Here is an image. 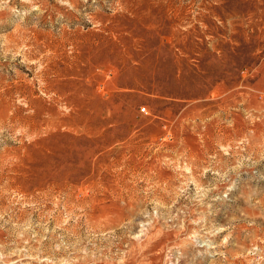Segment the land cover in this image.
Segmentation results:
<instances>
[{
  "label": "rangeland",
  "instance_id": "1",
  "mask_svg": "<svg viewBox=\"0 0 264 264\" xmlns=\"http://www.w3.org/2000/svg\"><path fill=\"white\" fill-rule=\"evenodd\" d=\"M0 264H264V0H0Z\"/></svg>",
  "mask_w": 264,
  "mask_h": 264
},
{
  "label": "built area",
  "instance_id": "2",
  "mask_svg": "<svg viewBox=\"0 0 264 264\" xmlns=\"http://www.w3.org/2000/svg\"><path fill=\"white\" fill-rule=\"evenodd\" d=\"M143 110H145V109H143Z\"/></svg>",
  "mask_w": 264,
  "mask_h": 264
}]
</instances>
